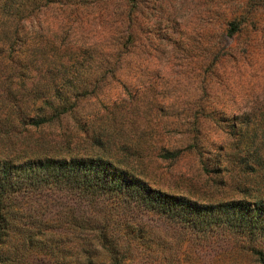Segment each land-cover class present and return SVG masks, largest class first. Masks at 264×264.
<instances>
[{
    "label": "trees",
    "instance_id": "obj_1",
    "mask_svg": "<svg viewBox=\"0 0 264 264\" xmlns=\"http://www.w3.org/2000/svg\"><path fill=\"white\" fill-rule=\"evenodd\" d=\"M163 5L162 0H0V264H181L178 254L158 243L146 245L136 261L140 246L119 233L120 222L98 213L107 201L168 218L201 239L225 231L264 242L260 187L242 181L240 197L216 200L186 194L148 177L135 151L115 154L99 139L81 138L79 125L87 132V120L65 127L67 118L77 119L80 101L115 77L136 44L137 30L162 33L187 49L168 19L157 23ZM52 8L61 14L57 29L41 18ZM262 8L264 0H248L230 14L212 11L208 22H218L220 31L181 38L198 47L206 43L202 58L212 62L231 47V38L242 36L247 57L250 47L264 48L263 30H243L257 25ZM93 12L105 17L99 24L111 27L112 35L105 42L81 43L72 24ZM226 54L236 57L234 51ZM247 105L231 117L216 109L183 113L196 121L189 146L197 148L203 167L200 115L218 125L231 118L226 125L235 135V163L245 175L264 174V103ZM215 169H226L222 159ZM256 257L264 264L263 249Z\"/></svg>",
    "mask_w": 264,
    "mask_h": 264
},
{
    "label": "rangeland",
    "instance_id": "obj_2",
    "mask_svg": "<svg viewBox=\"0 0 264 264\" xmlns=\"http://www.w3.org/2000/svg\"><path fill=\"white\" fill-rule=\"evenodd\" d=\"M247 1L162 0L164 5L157 12V23L168 19L170 30L175 32L173 36L180 38L187 49L182 50L176 39H164L162 33L155 37L147 29L137 30L136 44L123 56L115 77L108 79L95 94L83 98L77 119L67 118L65 127L87 120V132L79 125L81 138L86 137L90 143L99 139L115 154L135 151L142 158L148 177L170 183L186 194L209 200L240 197L242 181L264 190V174L245 175L235 163L232 156L235 135L226 125L231 118L218 125L200 115L199 143L207 164L203 167L197 148L189 146L196 121L183 114L216 109L231 117L244 110L247 103L248 107L256 101L264 103L263 46L250 47L244 57V39L234 36L231 47L227 44L221 50L222 57L210 62L211 58L206 61L202 58L207 53L203 51L206 43L198 47L180 35L220 31L223 27L218 22H208L211 12L221 10L230 14L236 6L243 8ZM55 11L52 8L41 17L52 29H57L61 16ZM255 16L257 25L247 26L244 31H264V8ZM103 18L97 12L77 17L71 27L72 35L81 43L105 42L113 30L99 24ZM230 51L236 57L226 54ZM220 159L226 169L217 172L215 163ZM98 211L101 217L120 222L119 233L131 236L140 246L136 261L147 252L146 245L157 243L178 254L181 264H258L256 250L264 251V242L225 231L201 239L168 218L119 202L107 201L106 207L102 210L99 206Z\"/></svg>",
    "mask_w": 264,
    "mask_h": 264
}]
</instances>
